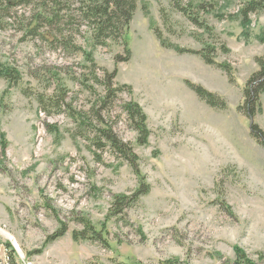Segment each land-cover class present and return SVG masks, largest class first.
Listing matches in <instances>:
<instances>
[{"label":"rangeland","instance_id":"obj_1","mask_svg":"<svg viewBox=\"0 0 264 264\" xmlns=\"http://www.w3.org/2000/svg\"><path fill=\"white\" fill-rule=\"evenodd\" d=\"M177 2L185 11L138 0L129 55L124 41L95 45L87 25L83 51L55 47L29 33L35 3L12 6L0 70L21 79L0 77V264H264V143L240 111L264 56V10L244 26L240 0ZM205 48L232 75L194 53ZM104 70L132 90L101 113ZM130 101L147 116L146 142ZM254 123L264 131V93Z\"/></svg>","mask_w":264,"mask_h":264},{"label":"trees","instance_id":"obj_2","mask_svg":"<svg viewBox=\"0 0 264 264\" xmlns=\"http://www.w3.org/2000/svg\"><path fill=\"white\" fill-rule=\"evenodd\" d=\"M171 1L175 8L185 11L177 0ZM240 1L243 2L240 15L243 19V25L246 26L251 22L250 16L252 13L264 10V0ZM32 2L35 3V8L33 16L31 17V24L29 25L30 34L41 36L44 39L46 38L48 41H52L55 47H62L70 52L83 51V48L77 43V37L82 34L81 27L87 25L92 31V39L95 45L106 46L110 40L124 41L126 51L128 55L130 54L129 44L125 39V33L138 8V0H0V30L5 29L7 25H9V19L13 17L11 14L12 6L19 3L31 4ZM160 35L161 33H158L159 37H161ZM179 51L184 52L186 50L179 49ZM206 51L207 48H205L204 52L194 53H200L207 64L217 65L224 69L229 75H232L228 64H219L215 62L210 56V53H206ZM256 62L259 69L254 72L247 81L244 90L245 104L240 106V111H245L246 115L253 120L251 123L252 134L264 143V131L254 123L256 113L261 110V95L264 93V56L257 57ZM0 77H4L8 80L12 79L15 82L21 79L18 71L11 68H2V70H0ZM115 78L116 73L108 70H104L103 79L96 76L97 81L99 83L103 82L106 86L99 109L101 113L103 110L111 107V104L120 91L129 87H116ZM189 85L199 97L212 107H226V102L221 100L216 94L207 91L202 86L192 83H189ZM129 88L131 89V87ZM58 103L62 105V103ZM125 109L130 114L132 121L136 123V130L140 132L144 142H146L149 136L146 114L139 104L133 101L128 102ZM99 111L98 114L102 116ZM99 132L100 136L111 142V145L115 147L123 157L132 160L131 153H134L133 149L120 140L112 128H100ZM126 199L127 198L123 197L117 203H124ZM7 245L12 248L11 244L8 243ZM239 257H244V253L241 250L239 251ZM250 263L253 264L252 262ZM137 264L143 263L139 262ZM163 264L182 263L179 260L173 259L164 261Z\"/></svg>","mask_w":264,"mask_h":264},{"label":"water","instance_id":"obj_3","mask_svg":"<svg viewBox=\"0 0 264 264\" xmlns=\"http://www.w3.org/2000/svg\"><path fill=\"white\" fill-rule=\"evenodd\" d=\"M253 120H251V122H252Z\"/></svg>","mask_w":264,"mask_h":264}]
</instances>
